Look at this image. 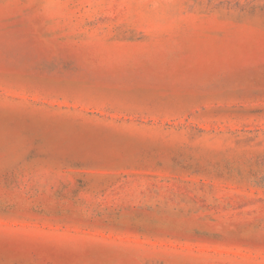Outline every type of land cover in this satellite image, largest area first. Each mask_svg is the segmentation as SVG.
<instances>
[{
  "label": "rangeland",
  "instance_id": "1",
  "mask_svg": "<svg viewBox=\"0 0 264 264\" xmlns=\"http://www.w3.org/2000/svg\"><path fill=\"white\" fill-rule=\"evenodd\" d=\"M0 264H264V0H0Z\"/></svg>",
  "mask_w": 264,
  "mask_h": 264
}]
</instances>
